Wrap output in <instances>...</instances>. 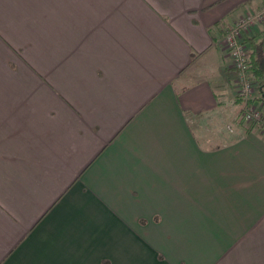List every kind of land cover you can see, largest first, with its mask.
Wrapping results in <instances>:
<instances>
[{
    "label": "crops",
    "instance_id": "1",
    "mask_svg": "<svg viewBox=\"0 0 264 264\" xmlns=\"http://www.w3.org/2000/svg\"><path fill=\"white\" fill-rule=\"evenodd\" d=\"M263 2L0 0V264H264L220 44Z\"/></svg>",
    "mask_w": 264,
    "mask_h": 264
},
{
    "label": "built area",
    "instance_id": "2",
    "mask_svg": "<svg viewBox=\"0 0 264 264\" xmlns=\"http://www.w3.org/2000/svg\"><path fill=\"white\" fill-rule=\"evenodd\" d=\"M264 20V2L254 14H245L225 27L221 39L222 48L231 59L232 69L236 72L238 96L242 100V119L254 124L264 134V117L262 109L253 102V81L247 67V47L244 38L253 27Z\"/></svg>",
    "mask_w": 264,
    "mask_h": 264
},
{
    "label": "trees",
    "instance_id": "3",
    "mask_svg": "<svg viewBox=\"0 0 264 264\" xmlns=\"http://www.w3.org/2000/svg\"><path fill=\"white\" fill-rule=\"evenodd\" d=\"M244 42L248 45L247 67L250 72L252 81L256 84L257 95L253 97V101L263 102L261 107L264 109V48L263 41H255V37H245ZM238 96V95H237ZM239 97V96H238ZM241 100V99H240ZM241 102V101H240ZM242 103V102H241ZM264 111V110H263ZM237 119L239 127L244 132L253 129L251 126L244 124L242 119V110ZM264 117V115H263Z\"/></svg>",
    "mask_w": 264,
    "mask_h": 264
},
{
    "label": "rangeland",
    "instance_id": "4",
    "mask_svg": "<svg viewBox=\"0 0 264 264\" xmlns=\"http://www.w3.org/2000/svg\"><path fill=\"white\" fill-rule=\"evenodd\" d=\"M258 11V10H257ZM257 11H255L256 13H257ZM255 12H249L250 14H254ZM249 13H246V14H249ZM245 15V14H244ZM264 22V20H262L260 23H263ZM247 37V36H246ZM222 39V38H221ZM246 44V47H247V55H248V45H247V43H245ZM231 66H232V64H231ZM238 88V87H237ZM257 95V89H256V84L253 82V97L254 96H256ZM237 98H238V100H239V102L241 101L242 102V100H240V97H238L237 96ZM240 102V103H241ZM257 106H259L260 107V109H262V114L264 115V109L261 107V103H259V102H256V101H253ZM242 105V104H241ZM241 110H242V106H241ZM244 124H246V125H248V126H251L253 129H257V130H259L258 128H257V126H254V124H251V123H246V122H244ZM226 132H227V134H228V136L229 137H231V136H233L234 134H235V131H236V126L231 122V121H229V123H228V125H227V129L225 130ZM260 131V130H259ZM261 132V131H260ZM263 134V133H262Z\"/></svg>",
    "mask_w": 264,
    "mask_h": 264
}]
</instances>
